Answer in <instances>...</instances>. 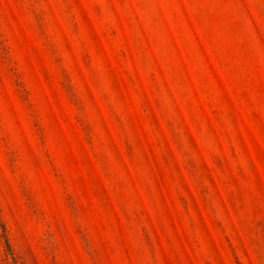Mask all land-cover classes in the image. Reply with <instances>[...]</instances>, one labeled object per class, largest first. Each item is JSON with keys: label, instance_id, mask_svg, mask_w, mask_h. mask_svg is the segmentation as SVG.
Here are the masks:
<instances>
[{"label": "rangeland", "instance_id": "374dc122", "mask_svg": "<svg viewBox=\"0 0 264 264\" xmlns=\"http://www.w3.org/2000/svg\"><path fill=\"white\" fill-rule=\"evenodd\" d=\"M0 264H264V0H0Z\"/></svg>", "mask_w": 264, "mask_h": 264}, {"label": "trees", "instance_id": "16d2710c", "mask_svg": "<svg viewBox=\"0 0 264 264\" xmlns=\"http://www.w3.org/2000/svg\"><path fill=\"white\" fill-rule=\"evenodd\" d=\"M2 224L0 223V226H1Z\"/></svg>", "mask_w": 264, "mask_h": 264}]
</instances>
